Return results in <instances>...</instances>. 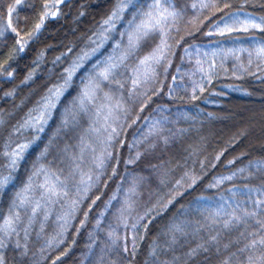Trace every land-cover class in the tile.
<instances>
[{
    "label": "snow or ice",
    "instance_id": "1",
    "mask_svg": "<svg viewBox=\"0 0 264 264\" xmlns=\"http://www.w3.org/2000/svg\"><path fill=\"white\" fill-rule=\"evenodd\" d=\"M41 78L0 110V264H264V0H0L3 99Z\"/></svg>",
    "mask_w": 264,
    "mask_h": 264
},
{
    "label": "trees",
    "instance_id": "2",
    "mask_svg": "<svg viewBox=\"0 0 264 264\" xmlns=\"http://www.w3.org/2000/svg\"><path fill=\"white\" fill-rule=\"evenodd\" d=\"M90 21V18H89ZM63 24V22H61ZM82 27H86V25H83ZM56 29H60V25L55 26ZM47 36L50 37L49 43H53L54 41H57L64 35V31L61 30L59 32L57 31H50L49 33H46ZM69 39H72V37H69ZM41 47L40 45L36 46V49L31 50L23 55V59L18 60L16 64H14V67L17 68V75L15 84L20 85V82L23 79L24 74L28 71L29 66L32 64V60L35 59L36 50ZM54 53H49L48 59L50 60L52 58V55ZM41 77H43V73H41ZM43 83V78L37 79L35 83L31 84V86H24L21 85L20 90L18 91L17 98L15 101L12 100H5L3 99V92L0 91V110H3L5 112L12 111L13 110V103L19 104L21 100H25L26 98L30 97V93L37 91L40 88V85ZM14 85H7L6 87H12ZM253 87L256 89L252 97H240L237 94H232L227 102L225 103V108L232 110V111H242L245 108L249 109H259L260 104V86L259 85H253ZM35 97H30L28 101V106H30L31 102L34 101ZM206 110H213L215 108L214 104H207L204 105ZM26 110V109H25ZM217 129H225L224 124H217ZM83 249V244L80 245L79 248L76 249V255L72 257L71 260H69V264H73V261L79 260V254Z\"/></svg>",
    "mask_w": 264,
    "mask_h": 264
}]
</instances>
